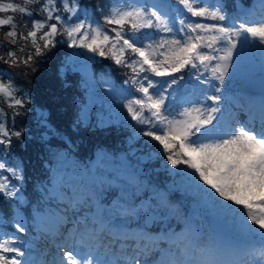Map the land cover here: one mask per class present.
I'll use <instances>...</instances> for the list:
<instances>
[{"label":"snow or ice","instance_id":"6c2138e0","mask_svg":"<svg viewBox=\"0 0 264 264\" xmlns=\"http://www.w3.org/2000/svg\"><path fill=\"white\" fill-rule=\"evenodd\" d=\"M252 43L264 51V0L252 7L239 0H0V64L6 66L0 69V264H264V94L258 105L238 112L225 106L224 95ZM62 46L74 50L56 70L62 87H71L73 76L89 87L95 58L113 61L124 74L119 102L132 128L128 139L144 145L145 162L163 161L198 206L241 233L258 235V248L217 237L201 245L187 221L180 233L160 238L172 245L162 250L147 231L127 232L119 224L120 217L145 219L155 211L150 206L125 202L114 218L97 215L89 225L87 218L72 224L32 203L24 160L15 154L36 139L25 118L39 116L44 146L63 137L50 112H36L22 84ZM261 87L264 93V81ZM89 120L81 110L74 129L89 127ZM71 144L63 140L69 152ZM49 156L55 159L46 160L47 168L66 159L59 152ZM64 183L57 173L52 188L40 191L62 199ZM30 232L55 251L50 255L45 247L35 257Z\"/></svg>","mask_w":264,"mask_h":264},{"label":"trees","instance_id":"16d2710c","mask_svg":"<svg viewBox=\"0 0 264 264\" xmlns=\"http://www.w3.org/2000/svg\"><path fill=\"white\" fill-rule=\"evenodd\" d=\"M90 2L100 3L101 0H90ZM209 2L211 3L212 0ZM228 2L231 4L232 0ZM239 2L246 7L255 5L254 0H239ZM229 11L231 13L233 10L230 8ZM73 51L71 48L60 47L54 55H50L44 70L22 84L31 90L36 112H50L52 124L59 130V134H62L63 140L70 138L72 141L69 145L70 152L64 148L63 140L60 138L46 147L38 142L42 131L39 126V116L29 114L25 118L28 135L36 139H30L26 149L22 151L17 149L15 154L24 160L27 197L41 209L54 205L55 201L49 193L41 192L40 189L51 185L54 172L64 171L71 173L69 180L71 197L75 200L82 198L84 196L82 186L86 185L93 203L94 191L91 190L93 184L88 166L94 156L100 153L102 157H106V159L102 158L103 167L101 168L102 183L105 186L103 196L105 203H110L114 198L124 199L129 191L135 190L133 205L136 206L151 195L153 196L151 202L156 208L151 212L165 215L168 221H161L160 217L154 219L148 216L141 219L136 216V224L132 226L147 225L146 228L150 231L184 229L183 222L189 216L190 206L198 204L197 198L189 199L178 191L168 190L166 184L182 185L180 177H171L163 161L153 160L146 163L140 152L144 145L141 143L140 148H137L135 142L128 139L132 134V128L128 126V120L124 115L126 109H123L119 102L122 99L120 90L124 79L123 70L111 60L96 57L93 63V72L96 77L94 84L86 88L78 77L73 76L69 81L71 87H62L60 80L57 79L56 70L60 62L68 59ZM0 69L6 70V66L0 64ZM4 78L7 79L6 76ZM20 79L17 77L18 81ZM109 87L113 89L112 92L106 90ZM84 109L89 114L90 120L87 123L90 126L74 129L73 124L77 114ZM100 121L105 122L106 126L97 127ZM49 152L62 153L66 159H56L53 167H44L47 159H55L49 156ZM76 174L82 177L83 183ZM161 197H164V202L158 208L157 204L160 203ZM107 212L105 210L104 215H107ZM218 227L221 228L220 223ZM221 230L220 232L230 235L225 232V228ZM34 235L30 232L27 239L33 240Z\"/></svg>","mask_w":264,"mask_h":264},{"label":"rangeland","instance_id":"374dc122","mask_svg":"<svg viewBox=\"0 0 264 264\" xmlns=\"http://www.w3.org/2000/svg\"><path fill=\"white\" fill-rule=\"evenodd\" d=\"M256 3V0H254ZM231 22V21H230ZM262 46L259 43H252L248 47L245 48V55L244 60L242 62L241 71L234 76L233 79L227 80V89L224 92V95L228 97V100L226 101L225 106L230 107L233 112H238L241 108H244L245 111H247L248 107L255 106L259 104V101L261 99V96L258 98H253L249 95L244 94L240 89V85L246 83L247 81L251 80L252 78L261 77L264 76V51L261 50ZM243 106H242V104ZM166 170L169 173L168 167ZM59 173L64 175L65 183L59 185V188L61 191L65 193L64 197L62 199L60 198H53L54 199V205H49L43 207L44 210H49L52 213H56L58 215H64L66 216L72 224H76L77 222L83 224L85 222V218H87V222L89 225H91V222L97 217V215L105 218L107 220V217L114 218L116 214L121 210L120 204H123L127 202L128 204L133 205V197L134 192L129 191L128 194L124 197V199H118L114 198L110 204L100 203L99 200L94 199V204L91 202V199H89V188L85 186H82V190L84 192V196L80 199L73 200L70 198L69 193V180L71 173H67L64 171L61 172H54L51 178V181L53 180L54 176ZM77 175V174H76ZM81 181L82 177L80 175H77ZM100 176V174L95 175V177ZM175 177V176H172ZM83 183V181H82ZM49 189L52 188V184L50 186H46ZM92 191H95L96 187H91ZM166 188L170 191H178L182 196H185L189 199L196 198L191 190L186 189L184 185L182 184L180 187H178L176 184H166ZM50 196V195H49ZM93 196H95V192H93ZM52 198V197H51ZM151 207V209H156L153 202H150L149 199L143 200L136 205V207ZM106 207V208H105ZM104 209H108L109 212L107 216L103 214ZM193 212H197V214L193 215ZM203 214V215H202ZM166 215H168L166 213ZM149 216L151 218L160 217L161 221L167 222L168 218L165 217V215H160L159 213H152L150 211ZM164 217V219H163ZM55 221V216L52 217V221ZM137 221L136 216L133 217H120L119 218V224L120 227L127 232H140L145 231L142 227H134L132 225H135ZM187 221H191L193 227L197 230V232L200 233V240L199 243L201 245H207L211 242L212 237L222 238L227 241H230L233 244L248 248L249 250L258 248L260 245V237L258 235H246L244 233H241L239 229L228 222H225L223 220H220L216 217H214L209 211H207L205 208L200 207L197 205H193L189 209V218ZM221 224V228L219 229L218 224ZM99 225H97L98 227ZM226 228L225 232H228L232 237H225L222 233L219 231H222L224 227ZM215 227V228H214ZM216 229V230H215ZM148 235L157 238L156 243L158 246L164 250L169 247H171L170 241H168L166 238L161 240V237H165V234H171L169 232H162L161 230L158 232H150L147 231ZM233 239V240H232ZM31 243L35 245V248L33 250V255L35 257H40L41 253L45 250V247L48 248L49 253L53 252V247L50 242H46L44 240H29ZM57 243L60 242L59 240L56 241ZM50 258V257H49ZM251 259V257L249 258Z\"/></svg>","mask_w":264,"mask_h":264},{"label":"water","instance_id":"95a60500","mask_svg":"<svg viewBox=\"0 0 264 264\" xmlns=\"http://www.w3.org/2000/svg\"><path fill=\"white\" fill-rule=\"evenodd\" d=\"M262 81H264V76L257 77L249 80L248 82L240 85L239 89L252 96H262Z\"/></svg>","mask_w":264,"mask_h":264},{"label":"bare ground","instance_id":"6f19581e","mask_svg":"<svg viewBox=\"0 0 264 264\" xmlns=\"http://www.w3.org/2000/svg\"><path fill=\"white\" fill-rule=\"evenodd\" d=\"M242 104V103H241ZM242 106H243V104H242ZM53 223L55 222L54 220L52 221ZM55 251V249H53V252ZM39 258V257H38Z\"/></svg>","mask_w":264,"mask_h":264}]
</instances>
